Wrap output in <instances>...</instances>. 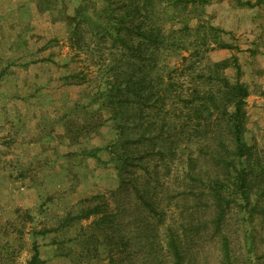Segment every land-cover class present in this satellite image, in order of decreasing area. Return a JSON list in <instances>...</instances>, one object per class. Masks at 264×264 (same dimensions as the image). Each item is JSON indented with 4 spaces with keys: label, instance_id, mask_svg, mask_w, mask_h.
Masks as SVG:
<instances>
[{
    "label": "rangeland",
    "instance_id": "374dc122",
    "mask_svg": "<svg viewBox=\"0 0 264 264\" xmlns=\"http://www.w3.org/2000/svg\"><path fill=\"white\" fill-rule=\"evenodd\" d=\"M50 1L51 7L47 0L23 3L12 23L17 30L0 32V264H28L34 246L47 264H228L212 224V202L200 182L207 176L194 175L188 166V147L196 149L199 137L183 136L176 153L164 157L158 148L147 154L150 137L129 143V156L122 154L129 161L128 171L120 176L118 167L124 163L113 153L118 135L112 111L87 107L96 82L74 84L78 80L72 75L80 71L90 79L106 73L112 78L115 67H122L131 54L120 40L128 33L92 35L91 25L84 22L79 30L89 46H72L70 34L82 18L67 14H91L109 5L108 0ZM263 4L188 0L178 7H158L156 17L169 41L178 35L186 48L172 55L163 50L161 71H171L190 88L192 81L181 69L196 61L190 55L199 47L206 50L201 70L209 61L235 57L247 70L245 76L251 65L241 61L247 60L252 33L223 27L246 19L252 7ZM92 18L98 22L96 13ZM223 44L233 48L221 49ZM237 72L230 67L226 75L235 80ZM137 101L144 109L141 114L157 118L145 100ZM245 137L264 156V129L248 120ZM95 195H104L95 204L104 208L102 203H107V212L113 213L105 222L96 216L78 218L88 206L82 202ZM230 199L223 234L230 237L231 261L253 264L246 238L250 219Z\"/></svg>",
    "mask_w": 264,
    "mask_h": 264
},
{
    "label": "trees",
    "instance_id": "16d2710c",
    "mask_svg": "<svg viewBox=\"0 0 264 264\" xmlns=\"http://www.w3.org/2000/svg\"><path fill=\"white\" fill-rule=\"evenodd\" d=\"M47 2L51 7V1ZM107 2L109 5H102L91 14L77 10L74 14L67 15L69 18H82L70 34L72 46L80 50L89 46L84 43L82 31L79 30L83 22L91 25L92 35L111 36L109 34L112 31L118 33L117 37L122 32L129 34L127 38L120 40L131 54L125 55L126 59L120 64L122 67H115L112 78L106 73L104 76L90 79L84 71L72 75L74 80H78L74 84H89L93 81L98 84L95 92L90 95L87 107H106L112 111L118 135L113 153L124 163L118 167L120 176L128 171L129 161L122 155L129 156L125 150L127 144L150 137L147 140L153 148L150 146L147 154L151 155L158 148V154L164 157L168 153H176L178 146L185 140L183 136L186 135L187 139L198 136L200 141L195 145L196 149L188 147V166L194 175L207 176L205 181L200 182L212 202L215 215L212 224L216 226L219 234L223 257L228 264H234L230 258V237L223 234L227 209L231 207L230 198L233 197L235 201L232 203L250 219V231L246 238L250 253L255 256L252 263L264 264V156L248 144L245 137L250 89L241 81L240 65L235 57H232L218 62L209 61L207 67L201 70L199 67L202 61L206 60V57L201 55H204L206 50L201 51L196 47L190 55L196 61L181 69L182 76L192 81L190 88L186 89L177 76L174 78L170 75L171 71L167 75V71H161L163 50L172 55L177 52L181 54L186 48L178 35L169 41L170 38L168 39L160 26V19L156 17V10L164 5L165 9L168 6L186 5L188 0ZM94 13L98 22L92 18ZM111 26L116 29H111ZM201 46L205 47L206 44ZM220 48L233 47L223 44ZM181 60L188 61L189 57L182 56ZM173 66L174 71L178 72L179 68ZM230 67L238 71L235 80L226 75V70ZM110 70L114 71V68ZM181 74L178 77H181ZM205 84L209 87L205 88ZM137 100H145L144 105L154 108L157 118H147L141 114L144 109ZM150 103L152 105H148ZM185 110H188L187 113ZM182 118L188 121H185V124L179 122ZM123 144L124 149L121 148ZM88 153L91 157L94 156L92 151ZM202 160L206 165H201ZM105 198L104 195H95L85 199L82 204L88 206L81 209L78 218L88 219L96 216L98 220L105 222L107 216L113 215L107 212L109 205L102 203L105 206L103 208L101 204H95L97 200ZM33 250L34 255L28 264H47V261L41 258L39 247L34 246Z\"/></svg>",
    "mask_w": 264,
    "mask_h": 264
},
{
    "label": "crops",
    "instance_id": "0c3cea01",
    "mask_svg": "<svg viewBox=\"0 0 264 264\" xmlns=\"http://www.w3.org/2000/svg\"><path fill=\"white\" fill-rule=\"evenodd\" d=\"M30 0H0V32L16 31L14 17L20 15V6ZM39 1V0H33ZM264 2V0H260ZM43 15L47 12L42 13ZM249 16L233 22L230 27H223L224 30L243 33H252L246 49L247 60L244 63L251 65L249 72L242 66L241 81L249 86L250 106L248 107V120L250 123L264 129V4L252 7ZM22 29V27L20 28ZM19 30V27H18ZM247 71V70H246ZM236 78V77H235ZM33 189H30L32 192Z\"/></svg>",
    "mask_w": 264,
    "mask_h": 264
}]
</instances>
